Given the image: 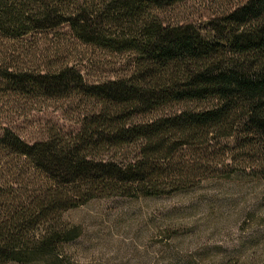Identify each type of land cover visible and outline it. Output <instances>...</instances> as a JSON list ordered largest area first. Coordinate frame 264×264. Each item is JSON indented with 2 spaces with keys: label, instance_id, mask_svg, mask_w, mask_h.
Masks as SVG:
<instances>
[{
  "label": "trees",
  "instance_id": "obj_1",
  "mask_svg": "<svg viewBox=\"0 0 264 264\" xmlns=\"http://www.w3.org/2000/svg\"><path fill=\"white\" fill-rule=\"evenodd\" d=\"M190 1L0 0V89L103 106L71 137L28 143L1 129L0 264H75L65 249L82 228L70 212L194 188L211 177L196 161L223 140L243 154V172L262 162L264 180V0L203 28L164 20ZM62 27L84 46L128 57L130 75L89 86L73 68L30 67L24 40Z\"/></svg>",
  "mask_w": 264,
  "mask_h": 264
},
{
  "label": "rangeland",
  "instance_id": "obj_2",
  "mask_svg": "<svg viewBox=\"0 0 264 264\" xmlns=\"http://www.w3.org/2000/svg\"><path fill=\"white\" fill-rule=\"evenodd\" d=\"M247 1L194 0L163 17L167 23L203 28ZM24 41L29 54L24 60L38 71L73 68L89 86L130 75L128 57L84 46L68 27ZM102 109L80 95L46 99L0 89V131L10 128L28 143L55 133L71 137ZM235 148L234 141L223 140L210 157L198 159L196 171L200 166L211 177L194 188L158 198L98 199L70 212L66 218L82 228V236L66 246L67 255L75 264H264L263 163L254 161L256 168L243 172L246 162ZM224 153L226 162L219 163Z\"/></svg>",
  "mask_w": 264,
  "mask_h": 264
}]
</instances>
